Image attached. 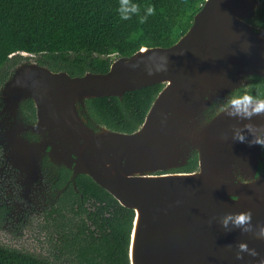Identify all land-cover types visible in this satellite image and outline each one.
Instances as JSON below:
<instances>
[{"label":"water","instance_id":"1","mask_svg":"<svg viewBox=\"0 0 264 264\" xmlns=\"http://www.w3.org/2000/svg\"><path fill=\"white\" fill-rule=\"evenodd\" d=\"M263 4L206 0L171 47H143L113 58L107 73L75 77L32 60L3 86L6 108L35 102L37 128L49 142H75L76 156L66 160L74 175L88 176L133 211L129 264H264V239L258 238L264 177L256 179L254 152L235 138L251 135L246 125L259 118L224 110L205 119L211 105L242 85L239 77L264 78V28L254 24ZM155 84L163 87L132 132L108 126L96 132L79 119L78 110L93 99L122 101L126 92ZM193 150L196 170L174 172L190 163ZM246 212L249 230L231 221L224 226L229 214ZM241 244L257 254L240 253Z\"/></svg>","mask_w":264,"mask_h":264},{"label":"trees","instance_id":"2","mask_svg":"<svg viewBox=\"0 0 264 264\" xmlns=\"http://www.w3.org/2000/svg\"><path fill=\"white\" fill-rule=\"evenodd\" d=\"M130 2L141 11L121 21L117 13L119 0H0V85L6 81L9 69L23 59V53L37 57L40 64L54 71L63 70L75 77L87 72L107 73L113 58L132 56L143 47H171L191 28L206 0ZM146 5L154 6L156 12L140 24L139 15H143ZM254 24L264 28V4ZM162 87L155 84L126 92L122 101L101 97L87 104L108 126L132 132L144 122ZM196 161L193 158L183 170L196 169ZM81 181L85 196L89 194L100 203L103 217L99 244L80 245L76 259L79 264H129L133 211L91 178ZM0 264L52 263L0 247Z\"/></svg>","mask_w":264,"mask_h":264},{"label":"flooded vegetation","instance_id":"3","mask_svg":"<svg viewBox=\"0 0 264 264\" xmlns=\"http://www.w3.org/2000/svg\"><path fill=\"white\" fill-rule=\"evenodd\" d=\"M32 60L54 71L40 64L35 56L23 57L9 69L6 81L0 85V95L16 67ZM239 81L240 87L207 109L205 119L220 113L234 91L251 95L264 92V78L239 77ZM6 107L0 97V247L30 253L52 264H79L76 253L80 245L99 244L103 216L100 203L83 192L81 180L89 177L74 175V165L66 161L76 156L75 142H49V137L37 128L39 118L34 101L24 100L17 107ZM78 113L83 124L93 131L109 125L88 104ZM258 118L251 125V135L240 142L242 150L248 148L257 158L256 179L261 174L264 177V147L250 143L257 137L264 138V117ZM192 152L189 160L195 158L198 164V150ZM187 165L174 172H187L183 170Z\"/></svg>","mask_w":264,"mask_h":264},{"label":"clouds","instance_id":"4","mask_svg":"<svg viewBox=\"0 0 264 264\" xmlns=\"http://www.w3.org/2000/svg\"><path fill=\"white\" fill-rule=\"evenodd\" d=\"M141 9L136 3L130 2V0H119L117 13L121 21H128L133 15H138ZM156 9L152 5H146L143 11V15H139V23L144 24L148 17L155 15ZM228 111L230 116H242L245 119H251L252 117H264V92L258 91L256 95L242 93L234 91L227 100L226 106L222 108ZM251 131L252 126L246 125ZM239 142L243 143L245 137L241 134H237L235 137ZM250 143L259 144L264 147V138L257 137ZM231 221L237 227H245L250 225L251 213H239L229 214L223 221L225 227ZM245 230H249L245 227ZM259 239H264V229H261L258 234ZM240 253H248L250 256H255L257 253L254 249H249L246 244L239 246ZM241 255H237V259H241Z\"/></svg>","mask_w":264,"mask_h":264}]
</instances>
